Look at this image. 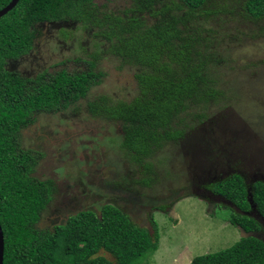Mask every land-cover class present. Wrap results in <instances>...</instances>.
<instances>
[{"label": "rangeland", "instance_id": "obj_1", "mask_svg": "<svg viewBox=\"0 0 264 264\" xmlns=\"http://www.w3.org/2000/svg\"><path fill=\"white\" fill-rule=\"evenodd\" d=\"M245 1L208 0L193 20L181 24L184 33L198 39L192 54L206 58V76L215 94L187 102L173 122L182 136L163 138L153 147L144 159L150 169L123 146L121 122L90 111V103L100 98L118 102L136 97V68L122 66L104 52L93 36L96 27L90 31L64 23L68 35L58 22L38 27L33 50L10 63L11 69L27 77L45 69L81 72L94 59L96 72L104 75L86 98L58 113H39L22 132L21 148L43 154L35 176L54 184L39 228L51 229L82 210L99 214L103 205L114 204L135 224L159 235L158 249L142 264H190L199 255L239 241L241 232L229 221V212L216 207L212 213L189 183L196 164L199 171L208 170L217 163L233 166L234 159L243 158L253 164L248 171L260 167L264 172V17L252 18ZM96 3L111 15L130 6V0ZM175 216L180 218L177 224ZM255 241L253 248H264ZM240 246L247 247L245 241Z\"/></svg>", "mask_w": 264, "mask_h": 264}, {"label": "trees", "instance_id": "obj_2", "mask_svg": "<svg viewBox=\"0 0 264 264\" xmlns=\"http://www.w3.org/2000/svg\"><path fill=\"white\" fill-rule=\"evenodd\" d=\"M208 0H130L120 15H111L96 0H19L0 18V224L4 235L3 264H142L158 249L159 235L135 224L114 204L97 214L82 210L53 228H39L43 212L53 200L51 179L35 176L43 154L21 148L22 132L39 113H58L86 98L101 83L94 59L81 72L62 68L27 77L10 68L35 46L38 27L58 22L86 30L104 52L122 66H134L139 94L131 100L109 102L100 98L90 111L121 122L123 146L146 169L144 161L163 138L174 141L182 132L173 127L187 102L213 96L206 76V58L193 56L198 39L183 26L200 13ZM11 0H0V10ZM252 18L264 17V0H246ZM181 28H180V27ZM184 33V35H183ZM94 56V54H93ZM196 59V60H195ZM145 159V160H144ZM149 181H147L148 183ZM225 185V183L223 184ZM225 186L240 199L238 177ZM264 209V191L260 193ZM240 218L232 222H240ZM242 223V222H240ZM235 244L225 250L199 255L191 264H264V248ZM252 247V248H251ZM104 252L101 254V252ZM106 253V254H105Z\"/></svg>", "mask_w": 264, "mask_h": 264}, {"label": "flooded vegetation", "instance_id": "obj_3", "mask_svg": "<svg viewBox=\"0 0 264 264\" xmlns=\"http://www.w3.org/2000/svg\"><path fill=\"white\" fill-rule=\"evenodd\" d=\"M234 160H232L235 162L233 166L217 163L213 168L208 170L204 168L200 171L196 164L194 168L195 177L190 179L189 184L195 190L194 192L201 196L209 208L212 209V213L216 207L225 209L230 214V222H232L231 219L234 220L237 217L245 219L244 223L238 221L232 222L234 225L242 227L244 235L245 233H255L257 235H247L245 237L242 233L239 241L233 245L246 242L247 240L251 244H254L255 240L264 243V209L261 206L259 198L257 199L260 193L264 191V172L260 167L256 171H248L253 167V164L248 160L243 158L241 160ZM232 161L229 162L231 163ZM234 177H238L242 182L243 189L240 192L242 194L240 199L230 197L228 191L230 192L231 189L225 186ZM224 183L225 185H223ZM257 184H261L262 186L256 187ZM173 220L177 224L180 218L177 216Z\"/></svg>", "mask_w": 264, "mask_h": 264}, {"label": "water", "instance_id": "obj_4", "mask_svg": "<svg viewBox=\"0 0 264 264\" xmlns=\"http://www.w3.org/2000/svg\"><path fill=\"white\" fill-rule=\"evenodd\" d=\"M18 2L19 0H11V2L7 6H5L3 9L0 10V18L6 13H8ZM239 228L242 230L244 235V231L242 227ZM247 235L257 236L255 233H250V234L245 233L244 236L246 237ZM4 247H5L4 235H3L2 226L0 224V264L4 263Z\"/></svg>", "mask_w": 264, "mask_h": 264}, {"label": "clouds", "instance_id": "obj_5", "mask_svg": "<svg viewBox=\"0 0 264 264\" xmlns=\"http://www.w3.org/2000/svg\"><path fill=\"white\" fill-rule=\"evenodd\" d=\"M210 211L212 212V209H210ZM176 215V214H175ZM175 217H177V216H175ZM175 217L173 218V219H175ZM239 227H241L240 225H238V229H239V231L241 232V234L243 233L242 232V230L239 228ZM192 262V261H191ZM191 264V263H190Z\"/></svg>", "mask_w": 264, "mask_h": 264}]
</instances>
